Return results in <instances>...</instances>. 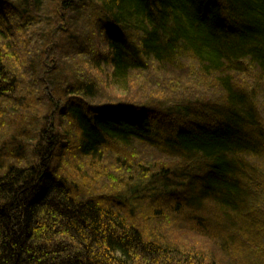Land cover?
Instances as JSON below:
<instances>
[{"label":"trees","instance_id":"trees-1","mask_svg":"<svg viewBox=\"0 0 264 264\" xmlns=\"http://www.w3.org/2000/svg\"><path fill=\"white\" fill-rule=\"evenodd\" d=\"M0 264H264V0H0Z\"/></svg>","mask_w":264,"mask_h":264},{"label":"rangeland","instance_id":"rangeland-1","mask_svg":"<svg viewBox=\"0 0 264 264\" xmlns=\"http://www.w3.org/2000/svg\"><path fill=\"white\" fill-rule=\"evenodd\" d=\"M100 36H98L97 40L99 42L100 40ZM95 74H96V78L98 79L99 77L101 78L102 77V74H103V70H97L95 71ZM103 79V78H102ZM107 93H110L109 95L112 94V90L109 88L108 90H105ZM120 93H118L120 96L118 97V99H125L126 96L123 95L122 91H119ZM206 95L204 96H214L215 99H219V96L215 97L218 92L215 91V90H211L209 91L208 93H205ZM179 119V118H178ZM59 153H57L58 155ZM56 158V157H55ZM58 158V156H57ZM56 158V159H57ZM66 160V164L64 166V169L66 171V167H74L75 164H79L80 162H78L77 160H72L71 163H69V159L65 158ZM58 161V160H57ZM64 160L62 159V162ZM88 164V160L86 159L85 160ZM61 162V163H62ZM60 163V164H61ZM68 163V164H67ZM57 164V163H56ZM59 165V164H58ZM72 170V169H71ZM56 171H57V168H56ZM60 171V173H62L61 169H58V172ZM67 172H69L67 170ZM68 178V177H67ZM164 201V200H162ZM164 204V203H163ZM158 208V207H157ZM160 208V207H159ZM158 208V209H159ZM163 208L165 209V207L163 206ZM166 210V209H165ZM162 211V210H161ZM188 219L186 220H183L179 223L176 222V224H174L175 226H179V227H182V225H189V226H185V227H182L181 231L178 230H170V236H171V239H173L174 242H176V244H180V245H184L186 247H188V249H192V248H195L196 250H199L201 252H203L204 254V257L209 260V255L211 256L212 258V254L213 252L216 254L218 253V257L219 258H225V254L223 253H220L219 252V247L216 245V242L209 236L205 233V231L203 232V230L200 228L199 226V223L196 221V220H193V221H187ZM171 221V220H170ZM186 221V222H185ZM182 222H185V223H182ZM168 228V227H167ZM210 237V238H209Z\"/></svg>","mask_w":264,"mask_h":264}]
</instances>
